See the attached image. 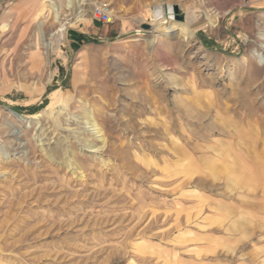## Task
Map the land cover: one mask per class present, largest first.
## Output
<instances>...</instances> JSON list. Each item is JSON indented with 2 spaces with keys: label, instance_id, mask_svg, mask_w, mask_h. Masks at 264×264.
Wrapping results in <instances>:
<instances>
[{
  "label": "rangeland",
  "instance_id": "rangeland-1",
  "mask_svg": "<svg viewBox=\"0 0 264 264\" xmlns=\"http://www.w3.org/2000/svg\"><path fill=\"white\" fill-rule=\"evenodd\" d=\"M48 1L0 0V264H264V0Z\"/></svg>",
  "mask_w": 264,
  "mask_h": 264
},
{
  "label": "bare ground",
  "instance_id": "bare-ground-1",
  "mask_svg": "<svg viewBox=\"0 0 264 264\" xmlns=\"http://www.w3.org/2000/svg\"><path fill=\"white\" fill-rule=\"evenodd\" d=\"M147 8H148V6H147ZM152 8H153V11H152L153 19L150 22H147L150 25V28L146 30L142 26H140L141 28H138L137 30H135V32L138 33L137 36L142 37V36L148 35V37H149L148 42L150 45H155V46L159 45V46L166 47L169 44L168 42L170 41V39L172 38L174 33H175V36L183 37L185 40L188 41V40L194 38L195 33H196V29L213 26L212 18L208 17V22L191 29L192 27H194L196 25L195 24L197 21L195 18L196 16L195 17L191 16V17L187 18V21H185V23H181L176 19V13L174 11V6H171V5L167 6L166 12H168V14H164V16H162V14L160 16V13H162L164 11V10H162L163 9L162 4L156 3L152 6ZM59 11H60V8H57V4L55 2L49 0L48 4H46L43 7V10L39 13V16L45 17L48 12H52V13L56 12L57 13ZM58 14L59 13H57L55 15V22L60 23V17ZM36 17L37 16H33L32 19L33 18L35 19ZM144 17H145V15H144ZM144 17L142 15H139L137 17V23L145 24L146 19ZM123 18H124V16H123ZM4 26L7 27L8 25L4 24ZM39 28L41 30V24L39 25ZM41 37H42V33H40V38ZM50 37L53 38V41L55 43V45L54 44H52V45H54L55 48L57 50H59L60 46L62 45V43L64 42L65 37H66L65 25L62 24L61 27L54 34H52ZM130 41L134 42V41H139V40L136 38V39H132ZM46 45L48 46V43ZM154 48H156V47H154ZM56 49H54V50H56ZM38 55H39V53H38ZM250 62H251L250 59H245V61H244L245 64H250ZM262 62L264 63V61H262ZM15 116L20 120H24V118H22L16 114H15ZM85 118L88 120L87 124H90L91 127H94V129L92 130L95 132L94 134H96V135L100 134L99 137L102 139V143H105L104 135L101 134L102 130L100 128H98L99 125L96 122V118L93 115H89L88 113L85 115ZM9 126H10L9 128L12 127L11 125H9Z\"/></svg>",
  "mask_w": 264,
  "mask_h": 264
},
{
  "label": "built area",
  "instance_id": "built-area-1",
  "mask_svg": "<svg viewBox=\"0 0 264 264\" xmlns=\"http://www.w3.org/2000/svg\"><path fill=\"white\" fill-rule=\"evenodd\" d=\"M93 16L95 19L103 23H112L113 21L111 13L107 11L104 6H95L93 10Z\"/></svg>",
  "mask_w": 264,
  "mask_h": 264
},
{
  "label": "water",
  "instance_id": "water-1",
  "mask_svg": "<svg viewBox=\"0 0 264 264\" xmlns=\"http://www.w3.org/2000/svg\"><path fill=\"white\" fill-rule=\"evenodd\" d=\"M152 11L153 9H150L149 11L146 12L145 14V18H147V20L151 21L153 19V16H152ZM175 12L179 13L180 11L178 10V8L175 7ZM181 20L183 19L182 16L179 17ZM144 29H149L150 28V25L149 24H143L142 26Z\"/></svg>",
  "mask_w": 264,
  "mask_h": 264
},
{
  "label": "crops",
  "instance_id": "crops-1",
  "mask_svg": "<svg viewBox=\"0 0 264 264\" xmlns=\"http://www.w3.org/2000/svg\"><path fill=\"white\" fill-rule=\"evenodd\" d=\"M10 30L11 29L9 26H7V27H5L4 25L1 26V32L3 35H7L10 32Z\"/></svg>",
  "mask_w": 264,
  "mask_h": 264
}]
</instances>
